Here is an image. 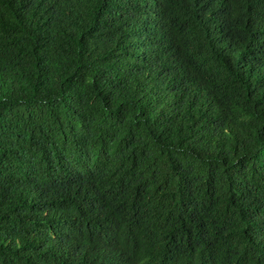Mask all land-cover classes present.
Returning <instances> with one entry per match:
<instances>
[{
  "label": "trees",
  "instance_id": "trees-1",
  "mask_svg": "<svg viewBox=\"0 0 264 264\" xmlns=\"http://www.w3.org/2000/svg\"><path fill=\"white\" fill-rule=\"evenodd\" d=\"M0 264H264V0H0Z\"/></svg>",
  "mask_w": 264,
  "mask_h": 264
}]
</instances>
